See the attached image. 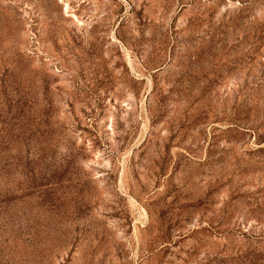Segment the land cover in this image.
I'll return each instance as SVG.
<instances>
[{
    "label": "rangeland",
    "instance_id": "1",
    "mask_svg": "<svg viewBox=\"0 0 264 264\" xmlns=\"http://www.w3.org/2000/svg\"><path fill=\"white\" fill-rule=\"evenodd\" d=\"M0 264H264V0H0Z\"/></svg>",
    "mask_w": 264,
    "mask_h": 264
}]
</instances>
